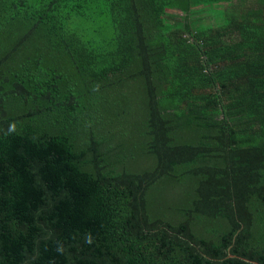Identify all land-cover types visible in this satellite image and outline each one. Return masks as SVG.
<instances>
[{"label": "trees", "instance_id": "16d2710c", "mask_svg": "<svg viewBox=\"0 0 264 264\" xmlns=\"http://www.w3.org/2000/svg\"><path fill=\"white\" fill-rule=\"evenodd\" d=\"M0 264H264V0H0Z\"/></svg>", "mask_w": 264, "mask_h": 264}, {"label": "clouds", "instance_id": "9594fccd", "mask_svg": "<svg viewBox=\"0 0 264 264\" xmlns=\"http://www.w3.org/2000/svg\"><path fill=\"white\" fill-rule=\"evenodd\" d=\"M11 127V126H10Z\"/></svg>", "mask_w": 264, "mask_h": 264}]
</instances>
